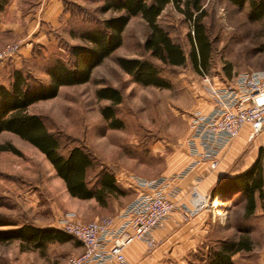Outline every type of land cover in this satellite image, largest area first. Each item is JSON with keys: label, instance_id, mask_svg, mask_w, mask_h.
I'll list each match as a JSON object with an SVG mask.
<instances>
[{"label": "rangeland", "instance_id": "obj_1", "mask_svg": "<svg viewBox=\"0 0 264 264\" xmlns=\"http://www.w3.org/2000/svg\"><path fill=\"white\" fill-rule=\"evenodd\" d=\"M86 1V5L71 9L75 17L69 29L76 33L84 28L99 26L102 20L114 15L110 12L100 13L103 0ZM202 1L206 12L202 23L211 45L206 68L197 71L192 66L188 39L191 26L169 6L157 21L173 42L181 47L186 57L183 66L163 65L150 56L144 49L149 28L140 16H136L123 31L120 48L92 71L87 84L62 87L56 98L29 107L28 111L41 117L46 127L59 138L61 154L66 155L73 147H80L93 159L94 165L87 171L88 187H94L104 171L113 175L119 187L122 182L135 183L140 179L162 177L173 155L182 149V143L190 131L193 111L201 109L205 95L208 96L204 77L212 85L221 86L237 73L264 71V22L249 20V3L238 8L227 0ZM67 31H64V36L70 37L66 38L68 42L61 40L57 49H54L56 46L47 49L34 46L31 58L23 60L19 70L41 83H48L45 69L50 62L56 56L69 62L68 47L81 44ZM1 37L11 38L0 34ZM19 53L0 66V85L8 86L11 72L14 71L13 62H19ZM119 58L151 62L168 87H144L135 83L133 77L117 65ZM104 87H112L120 92L121 103L113 110L121 122V128H111L102 115V109L111 105L109 101L96 97V92ZM10 146L19 154L0 151V217L6 224L0 228L1 232L13 231L26 224L56 227L58 219L66 214H71L82 223L108 215V207H101L94 199L71 197L64 181L38 149L13 134L2 133L0 147ZM120 197L114 198L117 200ZM223 205L222 211L216 212L215 217L208 210L218 237L229 224L246 225V218L239 210L230 216V207ZM249 223L263 238L264 215L250 219ZM69 237L71 240L67 242L46 246L44 252L21 250L19 241L0 243V264H64L75 255L80 244ZM262 246L263 251L256 253L257 257L258 254L259 257L264 255V240ZM204 253L198 252L194 260H199ZM173 261L165 264H180Z\"/></svg>", "mask_w": 264, "mask_h": 264}, {"label": "trees", "instance_id": "obj_2", "mask_svg": "<svg viewBox=\"0 0 264 264\" xmlns=\"http://www.w3.org/2000/svg\"><path fill=\"white\" fill-rule=\"evenodd\" d=\"M227 1L238 8H242L248 2L249 20L264 22V0ZM7 3L8 0H0V14ZM169 6L181 14L191 26L188 39L192 66L197 71L206 68L211 45L202 23L206 16L202 0H103L100 13L110 12L114 15L102 20L99 26L70 33L81 44L68 47L69 62L57 56L50 62L45 69L48 83H41L22 70H14L11 72L8 86L0 85V135L13 134L38 149L53 166L58 177L64 181L71 197L79 200L94 199L101 207H105L108 198L123 196L125 193L108 171L99 175L94 187H88L87 171L93 167V159L80 147H73L66 155L61 154L59 138L46 127L41 117L28 111L29 107L56 98L62 87L87 84L92 71L120 48L123 31L129 21L136 16H140L149 28L144 49L150 56L163 65L183 66L186 57L181 47L173 42L157 21ZM117 65L141 86L168 87V84L159 77L156 67L149 61L119 58ZM96 97L111 104L102 109V115L109 121L111 128H121V122L115 117L113 110L114 106L121 103L120 92L112 87H104L96 92ZM0 151L19 154L11 146L0 147ZM263 184L261 163L256 162L248 171L222 180L213 189L212 195L227 198L239 193L245 201V215L248 216L255 210V195L263 197ZM4 226L6 224L0 217V228ZM69 240L71 239L68 235L58 230L39 229L28 224L13 231H0V243L19 241L21 250L44 252L49 244ZM242 248H246L242 240L221 241L201 255L200 264H233L231 257Z\"/></svg>", "mask_w": 264, "mask_h": 264}, {"label": "crops", "instance_id": "obj_3", "mask_svg": "<svg viewBox=\"0 0 264 264\" xmlns=\"http://www.w3.org/2000/svg\"><path fill=\"white\" fill-rule=\"evenodd\" d=\"M86 2V0H8L0 14V34L11 38L1 37L0 48L8 42L21 41L19 62H13L14 70H19L23 60L31 58L34 46L43 49L56 46L54 49H57L58 43L69 37L64 36V31L68 30V34L72 32L69 29L75 17L72 7L86 5ZM60 30L63 31L60 33ZM211 105L210 97L205 95L203 107L194 111L207 112ZM250 132V127L245 126L221 151L220 163L214 170H210L204 163H199L184 178L174 181L173 184L179 189L178 196L173 199L176 209L165 222L164 227L154 231L156 249L147 253L143 243L133 242L124 250L127 264H165L172 259L175 263L177 261L180 264H196L200 263L198 259L194 260L198 252H207L219 242L226 240L235 242L242 240L246 246L231 257L233 264H264V255L256 256V253L263 251L264 237H260L254 225L249 223L250 219L264 215V194L262 198L258 194L255 195V210L248 216L245 215V201L239 193L227 198L212 195L213 189L222 180L248 171L256 162L261 163L264 155V130L252 139ZM189 135L190 131L182 143V149L173 155L171 164L162 177L179 175L194 161L189 150ZM119 188L125 194L117 200L114 197L108 198L106 205L108 215L104 218L115 217L139 192L135 183L131 182H122ZM192 189H196L205 199L221 200L223 204H227L230 207V216L234 211L239 210L246 218V225L242 227L229 224L222 229V235L218 237L215 235V225L208 210H203L185 221L184 212L192 209L189 202ZM130 197L131 199L128 200ZM36 228L57 230L54 226ZM81 252L82 247L79 244L73 256Z\"/></svg>", "mask_w": 264, "mask_h": 264}, {"label": "built area", "instance_id": "obj_4", "mask_svg": "<svg viewBox=\"0 0 264 264\" xmlns=\"http://www.w3.org/2000/svg\"><path fill=\"white\" fill-rule=\"evenodd\" d=\"M21 46V41L4 46L0 50V66L18 53ZM204 82L212 105L207 112L194 111L190 118L188 143L194 161L179 175L137 180L135 186L139 192L115 217L88 223L71 214L58 219L57 230L75 238L82 247L79 255L70 257L64 264H127L124 250L135 241L143 243L147 253L153 252L157 247L154 231L164 227L176 209L173 199L179 189L174 181L184 178L199 163L206 164L210 170L217 168L221 151L245 126L250 127L251 139L263 132L264 71L237 73L221 86L212 85L206 76ZM261 169L264 175V155ZM189 202L192 209L184 212L185 221L203 210H211L215 217L224 206L221 200L205 199L196 189L191 190Z\"/></svg>", "mask_w": 264, "mask_h": 264}]
</instances>
